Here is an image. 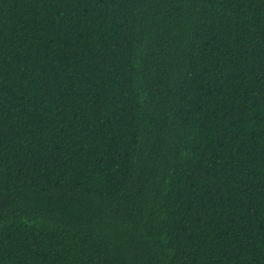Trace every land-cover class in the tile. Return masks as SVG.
<instances>
[{"label": "trees", "instance_id": "obj_1", "mask_svg": "<svg viewBox=\"0 0 264 264\" xmlns=\"http://www.w3.org/2000/svg\"><path fill=\"white\" fill-rule=\"evenodd\" d=\"M0 264H264V0H0Z\"/></svg>", "mask_w": 264, "mask_h": 264}]
</instances>
